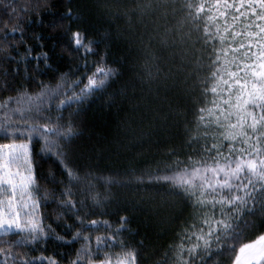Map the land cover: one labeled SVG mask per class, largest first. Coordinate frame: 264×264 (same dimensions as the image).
<instances>
[{
  "label": "snow or ice",
  "instance_id": "6c2138e0",
  "mask_svg": "<svg viewBox=\"0 0 264 264\" xmlns=\"http://www.w3.org/2000/svg\"><path fill=\"white\" fill-rule=\"evenodd\" d=\"M0 3L15 19L0 23V264H62L55 256L25 250L49 239L81 242L68 264H143L144 241L129 245L122 238L126 232L139 235L128 227L131 217L120 216L116 224L90 219L96 208L107 207L113 187L150 193L155 208L126 203L134 212L162 216V223L171 225L175 213L191 210L155 264H264V223L257 226L253 219L264 217V0H137L129 11L158 14L163 23L150 40L168 53L165 71L160 57L147 51L144 72L150 81H162L166 92H175V103L165 96L166 110L156 119L162 127H175L183 117L185 141L166 151L155 167L137 168L130 160L108 176L96 175L92 156L78 152L83 145L77 143L82 137L77 129L85 105L101 90L109 106L124 95L114 88L123 76L124 57L117 60L112 53L121 36L109 23L112 6L96 0L104 18L97 15L90 25L96 38L88 39V29L80 26L89 10L69 0L67 11L50 26L62 30L65 49L80 53L82 66L45 82L40 76L50 68V57L33 56L30 47L19 52L25 29L18 10ZM50 7V0H34L31 10ZM121 15L130 19L128 11ZM17 34L21 39L10 42ZM29 60L35 61L31 68ZM10 63L17 65L11 72ZM49 162L65 179L40 174ZM41 181L58 188H42ZM49 201L62 210L58 219H73L66 235L79 229L71 239L45 224L41 210ZM101 229L106 234L95 236L92 246L86 233Z\"/></svg>",
  "mask_w": 264,
  "mask_h": 264
},
{
  "label": "trees",
  "instance_id": "16d2710c",
  "mask_svg": "<svg viewBox=\"0 0 264 264\" xmlns=\"http://www.w3.org/2000/svg\"><path fill=\"white\" fill-rule=\"evenodd\" d=\"M18 11L15 14L21 18V23L25 29L23 33L24 43L17 45L20 53H24L26 47L32 49V55L38 56L41 52H47L50 57L48 70L42 71L40 79L48 82L54 75L59 76L65 73L78 71V65L82 66L79 59L80 53L66 50L64 47L65 37L62 30H53L50 22L55 18L63 15L69 5V0H50L54 7L42 9L39 12L32 11L34 0H4ZM72 4H79L89 10L87 23L81 25V28L88 29V39H95L90 25L97 22V15L103 19V9L96 7V0H71ZM103 2L112 6L113 19L109 22L115 33L117 29L121 34L119 41L113 44L112 53L115 59L124 57V66L121 68L123 76L114 88L118 91L124 90V95L116 96L115 102L109 106L106 102L107 97L101 94L87 103L84 107L83 115L79 118L80 127L77 129L82 133V137L77 141L83 147L78 152L92 156L93 165H98L96 175L108 176L114 173L115 169H122L127 166L130 160H134L137 168L155 167L158 160L163 158V154L171 147L180 149L185 141L183 117L180 123L172 127L171 124L162 127L159 120L156 119L157 113H163L166 110L164 97L167 96L175 103V92L165 90L162 81H150L144 72L146 61V52L152 51L157 57H160L161 66L167 71L168 53L161 50L155 40H150L154 33L158 21V14L141 17L134 9L137 0H103ZM128 11L130 19L121 15L122 12ZM11 9L5 8L0 3V23L10 19L15 23V19L10 15ZM31 21V23H29ZM11 25H9V31ZM75 30V26H74ZM36 37H41L37 40ZM20 35H10V42L19 41ZM41 44L43 47H41ZM15 55V49L10 50ZM95 59L90 56L89 60ZM111 62V61H110ZM35 61L29 60L28 66L31 68ZM113 67H120L119 64H112ZM17 65L10 63L7 65L11 72ZM41 69L45 68L43 62L39 64ZM82 71V67L79 69ZM21 75L23 70L21 69ZM52 80V83H55ZM19 83V81H18ZM112 92L113 89H109ZM7 98V94L3 96ZM68 107L67 105L64 106ZM63 111V109H62ZM66 114V113H65ZM188 119H191L189 116ZM39 151V145L36 146ZM180 159H184L183 154ZM44 177H54L56 180L65 179L60 175L59 166H54L51 162L44 163L38 170ZM41 187L48 190L57 189L54 184H47L41 181ZM98 190L103 193L105 189L98 186ZM107 203V207L96 208L97 215L90 219L108 220L113 224L119 220L120 216L131 217V223L128 227L133 232H139V235H129L125 233L122 237L129 245H135L143 240L147 245L142 250L143 264H155L158 260L159 250L172 242L175 231L179 230L180 224L190 214V209H183L175 213L178 218L175 223L169 225L162 223V216H154L148 212L133 211L131 206L126 202L135 204L142 202L143 207L155 208L149 196L150 193L131 189H120L113 187ZM155 199L158 201L160 196L156 194ZM89 207H92L89 201ZM42 214L46 225H51L56 235L65 236V239H71V235L78 231L73 228L71 234L66 235L65 226L72 225L73 219L63 217L62 210L49 201L46 208H42ZM100 211H106L108 215H99ZM256 225L264 223V217L253 218ZM118 226V225H116ZM92 246H95V236L105 235L103 229L100 231L93 230L91 233ZM81 247V242L76 241L72 245L64 244L62 241L49 239L41 242L39 245L28 246L32 256L45 255L55 256L61 260L62 264H68L70 259L75 258V252ZM34 249V250H33Z\"/></svg>",
  "mask_w": 264,
  "mask_h": 264
}]
</instances>
